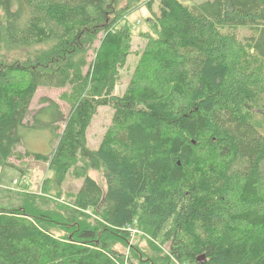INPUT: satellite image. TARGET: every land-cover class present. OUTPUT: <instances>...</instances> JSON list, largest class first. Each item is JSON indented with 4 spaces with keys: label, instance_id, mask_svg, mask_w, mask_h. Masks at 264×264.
<instances>
[{
    "label": "trees",
    "instance_id": "trees-1",
    "mask_svg": "<svg viewBox=\"0 0 264 264\" xmlns=\"http://www.w3.org/2000/svg\"><path fill=\"white\" fill-rule=\"evenodd\" d=\"M155 1L0 0V168L53 173L0 209V264H264V0H159L145 32L123 24ZM41 89L60 93L37 107L69 110L49 156L20 152Z\"/></svg>",
    "mask_w": 264,
    "mask_h": 264
},
{
    "label": "rangeland",
    "instance_id": "rangeland-1",
    "mask_svg": "<svg viewBox=\"0 0 264 264\" xmlns=\"http://www.w3.org/2000/svg\"><path fill=\"white\" fill-rule=\"evenodd\" d=\"M180 1L187 5H197L208 0ZM159 5V0H156L153 4L152 9H148V7L146 6L137 8L131 14L127 15L126 20L125 22H123V24H128L133 29L134 33H138L141 31L145 32V30L148 29L147 25L145 24L146 20L150 16H153L154 12L158 13ZM133 44L134 50H139L144 47L145 41L135 35ZM137 59L138 58L136 55L129 57L127 67L130 68H127L123 72V80L117 89L118 95H122L124 93L130 79V72L133 71ZM59 93L60 92L56 90L48 89H41L39 91L30 109L31 111L35 110V114L33 112H30L29 115L30 119L34 115L36 116L34 119L35 125L30 127L29 120L27 118L26 127L21 130L23 134V145L20 148L21 153L49 156L53 152L58 140V136L50 126L53 123L57 124V121H59V125L63 127L69 110L65 105L64 110L62 109L63 117L61 121L56 107H54L53 105L37 107V105L40 104L41 97H48L57 101ZM113 114L114 111L109 107H103L99 110V113L95 117L88 135V144L92 150L99 149L102 139L106 133V129L112 121ZM12 162L18 167H5L3 169L0 168V209L4 210L23 207L25 205L24 202L28 193L41 195L44 182L53 177V173L49 170V165L44 162L35 161L34 158L25 159L22 164L16 161V159H13ZM91 176L102 183L101 177L97 173L92 172ZM81 184L82 181L76 180L73 176H70L62 186L63 192L66 194L77 193L80 189ZM42 197L44 196L42 195ZM35 199H38L36 201V205H56L57 203H52V201L56 202L59 200L54 196L42 198V202L38 197H35ZM62 201L66 202L64 198L62 199ZM68 202L69 200L67 201V204ZM45 208L47 209L49 208V206H46ZM134 233L137 232L133 231V234ZM135 240H138L137 237L134 239V243ZM117 248L121 250L122 247L121 245H118ZM163 251L166 252L167 248L164 247ZM126 253L127 255H129L128 250H126ZM152 257L153 253H148V258L151 259Z\"/></svg>",
    "mask_w": 264,
    "mask_h": 264
},
{
    "label": "water",
    "instance_id": "water-1",
    "mask_svg": "<svg viewBox=\"0 0 264 264\" xmlns=\"http://www.w3.org/2000/svg\"><path fill=\"white\" fill-rule=\"evenodd\" d=\"M205 260H206L205 256H201V257H199V261H200L201 263H204Z\"/></svg>",
    "mask_w": 264,
    "mask_h": 264
},
{
    "label": "bare ground",
    "instance_id": "bare-ground-1",
    "mask_svg": "<svg viewBox=\"0 0 264 264\" xmlns=\"http://www.w3.org/2000/svg\"><path fill=\"white\" fill-rule=\"evenodd\" d=\"M42 193H43V192H42ZM48 193H49V192H48ZM42 198H43V197H42ZM40 206H41V205H40ZM40 206H39V207H40Z\"/></svg>",
    "mask_w": 264,
    "mask_h": 264
}]
</instances>
